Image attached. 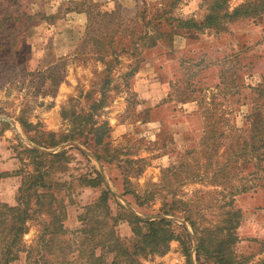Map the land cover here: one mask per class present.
<instances>
[{
	"label": "rangeland",
	"instance_id": "1",
	"mask_svg": "<svg viewBox=\"0 0 264 264\" xmlns=\"http://www.w3.org/2000/svg\"><path fill=\"white\" fill-rule=\"evenodd\" d=\"M213 1L0 0V205H17L49 166L55 188L40 199L64 204L66 229L43 239L49 214L33 213L10 264L44 251L45 264H90L79 253L89 214L98 239L111 231L132 245L131 214L174 221L145 264H264V151L253 146L264 134V14L184 24L204 22ZM26 149L66 156L52 164ZM106 189L105 213L93 205Z\"/></svg>",
	"mask_w": 264,
	"mask_h": 264
},
{
	"label": "trees",
	"instance_id": "2",
	"mask_svg": "<svg viewBox=\"0 0 264 264\" xmlns=\"http://www.w3.org/2000/svg\"><path fill=\"white\" fill-rule=\"evenodd\" d=\"M229 1L230 0H214L204 22L200 23L195 20H189L184 24L189 27H195L196 29L204 26L219 28L225 24L224 20L228 22L230 19L264 14V0H245V2L235 7L232 11L229 9ZM117 13L119 14V10L111 12L105 11L104 15L105 17H112ZM170 20V23L173 24V18H170ZM181 22V20L178 21V23ZM173 26L176 27V24ZM179 26L181 25L179 24ZM173 34V32L167 31L160 35H167L169 39H172ZM262 90L264 89L262 88ZM262 90H260V97L262 94L264 95V91L262 92ZM257 117L256 126L258 128H260L261 125L264 127V117L259 115H257ZM262 132L264 133V129ZM95 140L98 142L100 141L97 132ZM34 141L38 144L41 143L36 140ZM238 142L240 143V141ZM256 143L257 145L253 143V146H256L258 149H263L264 151V134ZM247 147L248 143H244L243 150H246ZM26 150L32 152L35 157H49L52 164L66 156L65 151L56 154H46L36 149ZM258 160L262 163V167H264V155L258 158ZM42 161L43 160H41V162ZM49 168V166H37L35 169L36 174L32 176L34 178L33 181H28V183L26 182L21 186L20 191L24 194L19 199L17 205L12 206L6 203L0 205V245H3L0 246V264H10L18 259L22 247L21 240L28 229L27 222L32 219L33 213L35 212H43V214L47 212L49 214L47 219L42 220L44 232L41 238L45 239L44 236L50 235L49 238L52 242L53 238L56 237L58 233H66L63 222L64 204L55 206V203L51 204L52 201L46 204L44 200L41 201L40 199L54 191L55 188L54 184L49 183L47 179V175L51 172ZM51 169H54V166H52ZM83 178L88 183L98 180V178L95 177L89 179L86 177ZM32 183L35 184V187H33ZM31 195H36L38 200L35 208L32 205ZM108 203L109 196H107L106 189L93 206L103 205V208H106V210L104 209L106 213L111 210V206ZM86 208V210H88L85 211L87 216L88 212H90L89 210H91V206H87ZM130 216L132 218V224L134 225V238H136V242L133 245L129 242H125L122 237L111 231H109L108 234L102 235L101 239H98L97 230L99 227L95 225L96 221L89 214L88 219L82 220L83 229L80 232L83 235V241L81 242V248L78 247V250L80 248L79 253L88 251L89 253L85 258L90 264H145L142 259H140L142 256H146L150 253L154 254V252L163 253L165 245H168V242L175 236L174 227L172 225L174 221L167 218L145 221L139 219L135 215L131 214ZM237 225L238 223L235 224L233 228L237 227ZM95 232L97 234H95ZM77 234H79V231ZM93 241L98 243L94 244ZM210 244L211 242L205 247V250L213 254V256H216L214 254H216L217 251H212L213 249L208 247ZM52 246H54V244ZM200 247L201 245H199V248ZM48 255H50L49 252L47 253L44 251V253H41V255L35 260H32V262L30 261L32 254H28L27 257H30L29 264H33V262L36 264H45ZM217 256H219V253H217Z\"/></svg>",
	"mask_w": 264,
	"mask_h": 264
}]
</instances>
